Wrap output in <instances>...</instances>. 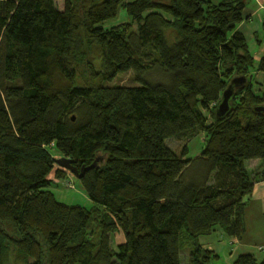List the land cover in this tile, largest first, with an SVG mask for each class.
I'll return each mask as SVG.
<instances>
[{"label":"trees","instance_id":"1","mask_svg":"<svg viewBox=\"0 0 264 264\" xmlns=\"http://www.w3.org/2000/svg\"><path fill=\"white\" fill-rule=\"evenodd\" d=\"M247 2L0 0V264L9 248L20 264H181V250L187 264H264L218 262L198 242L215 227L239 238L264 180V164L244 166L264 158V88L251 78L264 49L254 60L236 29ZM119 7L128 20L103 25ZM126 70L137 85L105 84ZM249 74L216 117L230 77ZM197 133L194 157L163 141ZM53 153L77 170L95 161L77 178L90 206L48 189L50 172H69Z\"/></svg>","mask_w":264,"mask_h":264},{"label":"crops","instance_id":"2","mask_svg":"<svg viewBox=\"0 0 264 264\" xmlns=\"http://www.w3.org/2000/svg\"><path fill=\"white\" fill-rule=\"evenodd\" d=\"M245 18L236 29L245 37L254 60H258L264 49V0H248L243 8ZM254 89L264 88V73L251 72ZM264 163L257 158L247 159L244 166L249 171L258 170ZM244 230L239 238L223 235L215 227L208 234L198 236L204 248L224 255L223 261L230 263L238 254L250 253L257 261H264V180L254 181L243 209Z\"/></svg>","mask_w":264,"mask_h":264},{"label":"rangeland","instance_id":"3","mask_svg":"<svg viewBox=\"0 0 264 264\" xmlns=\"http://www.w3.org/2000/svg\"><path fill=\"white\" fill-rule=\"evenodd\" d=\"M216 1V0H213ZM128 17L123 11L122 8L117 9V13L114 17L107 19L103 22V25L109 26L113 25L122 21H127ZM133 27V25H132ZM99 60H95L93 62L94 69L99 68ZM131 70L126 71H119L116 73V75L112 78L111 81L106 82L107 85H137V82H135L132 78ZM144 80L147 82L151 81H157L160 80L161 77L155 73V72H148L144 75ZM202 134L197 133L196 135L192 136L191 138L186 140V137L177 139L174 137H166L163 141L164 143L171 148L173 151L178 153L181 149V147L186 144L187 146V153L186 157H194L196 156L199 151L200 147L202 145ZM54 157H58L59 155L57 153H53ZM261 163H264L263 159H258ZM54 167L57 168L58 166L54 164ZM68 174L69 172L66 171ZM48 178L52 180V183L48 186V189L54 194L55 198L61 202H64L66 204H78L84 207L90 206L92 203L91 201L85 196L80 183L77 178L74 176L72 177L73 180V187L68 188L64 185V178H55L52 175V172L48 175ZM122 240V235L120 231H115L111 234V246L114 248L115 244L120 242ZM14 252L12 248H9L8 252V264H20L19 262L14 261L13 259ZM224 255L221 253L218 262H221L220 260H223ZM179 259L181 264H187L186 259V252L184 250L179 251ZM28 261H31L29 258Z\"/></svg>","mask_w":264,"mask_h":264},{"label":"water","instance_id":"4","mask_svg":"<svg viewBox=\"0 0 264 264\" xmlns=\"http://www.w3.org/2000/svg\"><path fill=\"white\" fill-rule=\"evenodd\" d=\"M249 78H250V74L248 76L234 75L230 77V79L222 89L220 97L215 105L214 114L216 117H222L226 113L229 107V99L232 97L234 89L240 87L245 82V80ZM253 109L262 110L263 107L255 106ZM70 120H73L72 115L70 116ZM53 162L60 168L68 170L70 173L74 175L75 178H79L83 170L91 167L95 163V161H93L88 166L80 167L79 170H77L72 165L73 160L68 157L65 156L53 157Z\"/></svg>","mask_w":264,"mask_h":264},{"label":"built area","instance_id":"5","mask_svg":"<svg viewBox=\"0 0 264 264\" xmlns=\"http://www.w3.org/2000/svg\"><path fill=\"white\" fill-rule=\"evenodd\" d=\"M51 144V143H50ZM49 144V145H50ZM73 175L71 173H66L64 178V185L68 188L73 187V180H72Z\"/></svg>","mask_w":264,"mask_h":264}]
</instances>
